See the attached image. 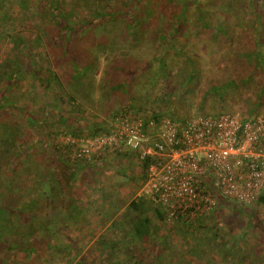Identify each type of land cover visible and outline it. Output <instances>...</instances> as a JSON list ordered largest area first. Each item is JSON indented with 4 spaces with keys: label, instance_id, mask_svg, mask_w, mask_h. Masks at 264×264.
I'll use <instances>...</instances> for the list:
<instances>
[{
    "label": "trees",
    "instance_id": "1",
    "mask_svg": "<svg viewBox=\"0 0 264 264\" xmlns=\"http://www.w3.org/2000/svg\"><path fill=\"white\" fill-rule=\"evenodd\" d=\"M173 1L0 0V48L9 45V58L0 61V264H182L177 262L180 256L183 264L245 260L247 230L231 227L229 221L212 223L209 217L216 208L201 218L182 214L170 218L165 206L146 195L125 203L98 185L95 193L108 209L95 211L92 206L97 199L84 196L77 183L84 170L103 165L109 148L90 158L79 157L80 143L58 138L63 134L80 140L111 131L109 124L84 116L85 103L78 98L93 91V80L84 78L93 75L101 52L116 50L129 36L145 32L147 25L158 23L156 14L171 15L168 30L159 36L163 50L178 47L182 36L186 41L190 37L192 4L195 23L202 27L199 32H208L203 40H225L240 50L234 46L236 37L240 40L252 28L255 37L251 35L252 51L246 57L256 58L255 68L264 69V0H208L205 7L201 0H177L178 5ZM19 15L35 18L26 23ZM83 38L88 40L83 48L74 46ZM74 50H87L83 62ZM67 60L73 72L67 70ZM26 86L31 90L23 89ZM82 87L90 91L83 94ZM19 91L28 96L22 93L20 99ZM49 109L54 112L48 113ZM124 110L139 112L131 104ZM124 110L111 118L115 120ZM153 116L161 115L154 111ZM112 152L115 157L137 154L130 149ZM147 161L139 162L142 181ZM126 179L125 175L121 181ZM220 203L247 215L248 229L255 228L252 217L258 205L264 207V188L251 204L229 199ZM96 215L107 226L86 249L81 238L91 240L98 226L88 232L79 223ZM178 228L187 231L179 242L174 239ZM12 256L15 260L10 263Z\"/></svg>",
    "mask_w": 264,
    "mask_h": 264
},
{
    "label": "rangeland",
    "instance_id": "2",
    "mask_svg": "<svg viewBox=\"0 0 264 264\" xmlns=\"http://www.w3.org/2000/svg\"><path fill=\"white\" fill-rule=\"evenodd\" d=\"M207 2L208 0H201L202 7L207 6ZM172 3L179 4L177 0ZM257 4L260 5L261 2ZM35 8H39V5H35ZM188 12L192 23L187 29L191 31V35L187 34L190 36L187 41L182 36L184 40L179 41V48L163 50L164 45L160 44L159 40L162 39L159 36L161 32L168 30L171 15H158L155 12L158 16V23L147 25V28L144 29L146 31L142 34L135 33L133 36H129L121 43L122 47L118 44L119 48L116 50L101 52L99 64L93 75L84 78L90 82L93 80V91L91 90L89 96L83 97L84 99L78 98L81 103H85L86 113L84 116L92 118L94 122H104V124L113 127L114 120L111 115L122 109L129 110L130 104L140 114H151L156 111L162 116L177 118L200 113L213 115L224 111L241 116L264 113V69L255 68L256 58L249 60L246 57L247 52L252 51L249 50V46L253 43L251 35L255 37L253 29L248 28L247 34L240 40L236 37L234 46L240 50H234L232 49L233 45L228 44L225 40L212 43L208 42V39L205 40L206 35L208 36L207 30L204 29L206 31L200 33L202 27L199 26V22L195 23V4L189 6ZM141 14L142 11L140 16H142ZM19 18L27 23L35 17L19 15ZM232 18L234 19V17ZM244 23L246 22L244 21ZM262 32L264 33V29ZM87 41L85 38L79 39L74 46L79 49L83 48ZM8 48L9 45L0 48V61L9 58ZM74 51L81 58H79V62H83L82 59L86 57L87 50ZM108 52L109 57L106 55ZM68 63V60L65 61L67 70L73 72V67ZM26 87L20 88L31 90L29 86ZM87 91L89 92L90 89L81 88L82 93ZM22 93L28 96L26 91H19L20 99L23 98ZM251 110L254 111L251 112ZM53 112L54 110H48V113ZM14 120L15 124L16 118ZM58 138L66 141L68 137L62 134ZM122 149L128 150L127 147ZM126 153L128 154L125 157H115L109 148L105 153L106 160L103 165L98 166L97 169L84 170L81 179H78L77 189L84 196L93 200L97 199L92 207L99 213L100 211L105 213L108 206L99 198L100 194L95 193L98 185L107 189V194L118 196L122 201H126L125 203L141 193L143 181L141 180L142 170L139 167L140 159L137 154ZM122 167H125V172ZM94 170L97 171L94 172ZM89 172L94 174L91 175ZM125 175L127 179L122 182ZM246 205L241 207L244 208ZM233 209L232 206L223 204L216 209L217 211L209 217V220L219 224L229 221L232 222V224L230 223L231 227L247 230L244 242L247 247L244 254L245 260L240 258V261H236L237 264H264L263 205H258V213L252 217L257 224L252 229H248V216L240 215ZM97 220L98 215L88 220L83 219L79 223V228L88 232L96 230L98 226L97 231L91 236V240L85 237L81 238L80 242L86 249L94 239L104 232L107 226L104 220L100 222ZM74 228L71 227V229ZM175 234L177 235L174 239L177 238L179 242V239L185 236L187 231L178 228ZM13 257H10L8 262L12 263L15 260ZM18 258L20 259L19 256ZM177 262L185 263L182 256ZM186 262V264L192 263Z\"/></svg>",
    "mask_w": 264,
    "mask_h": 264
},
{
    "label": "built area",
    "instance_id": "3",
    "mask_svg": "<svg viewBox=\"0 0 264 264\" xmlns=\"http://www.w3.org/2000/svg\"><path fill=\"white\" fill-rule=\"evenodd\" d=\"M66 137L80 143L79 157L127 147L148 160L140 195L165 206L170 218L204 216L226 199L251 204L264 188V113L157 119L124 110L110 132Z\"/></svg>",
    "mask_w": 264,
    "mask_h": 264
},
{
    "label": "crops",
    "instance_id": "4",
    "mask_svg": "<svg viewBox=\"0 0 264 264\" xmlns=\"http://www.w3.org/2000/svg\"><path fill=\"white\" fill-rule=\"evenodd\" d=\"M223 205V204H222Z\"/></svg>",
    "mask_w": 264,
    "mask_h": 264
}]
</instances>
